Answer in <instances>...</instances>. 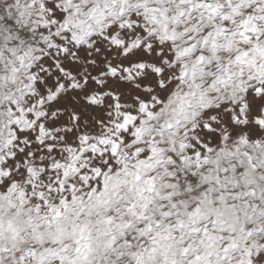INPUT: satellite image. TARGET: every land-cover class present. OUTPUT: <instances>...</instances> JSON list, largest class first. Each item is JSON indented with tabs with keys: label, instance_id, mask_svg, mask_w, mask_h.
<instances>
[{
	"label": "snow or ice",
	"instance_id": "snow-or-ice-1",
	"mask_svg": "<svg viewBox=\"0 0 264 264\" xmlns=\"http://www.w3.org/2000/svg\"><path fill=\"white\" fill-rule=\"evenodd\" d=\"M0 264H264V0H0Z\"/></svg>",
	"mask_w": 264,
	"mask_h": 264
}]
</instances>
